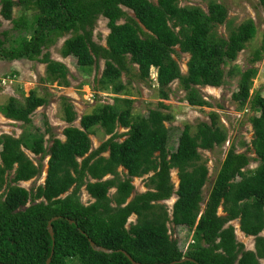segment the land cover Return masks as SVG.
<instances>
[{
  "label": "trees",
  "instance_id": "1",
  "mask_svg": "<svg viewBox=\"0 0 264 264\" xmlns=\"http://www.w3.org/2000/svg\"><path fill=\"white\" fill-rule=\"evenodd\" d=\"M17 2L23 7L19 19L13 17ZM260 4L264 6V0ZM0 15L14 25L0 31V60L45 64L47 77L42 81L70 86L68 66L52 59L49 50L71 35L60 50L62 58H72L84 74L99 68L104 60L103 74L95 79L100 89L112 88L117 94L125 91L121 78L136 65L142 82L156 72L160 99L169 100L171 85L179 80L187 92L186 100L199 107L208 103L198 87L223 85L226 67L257 33L254 21L248 20L227 39L219 37L216 29L227 23L228 9L218 2L210 3L205 12L200 7L181 6L180 0H0ZM101 17L108 20L110 29L106 46L94 41ZM122 20L125 22L120 23ZM13 31L20 36L14 38ZM177 47L191 56L186 75L174 58ZM263 57L264 45L253 51L251 66L241 71L233 94L240 110L248 107L255 157L231 148L207 197L204 188L209 169L201 151L223 146L228 139L216 113L211 115V123L186 124L177 146L169 150L166 124L174 117L162 110L168 109L162 102L158 109L134 119L133 101L116 98L114 104L100 105L84 115L80 127L73 125L77 114L65 103L64 118L70 125L64 130L66 140L54 139L47 148L45 136L32 128L33 114L47 100L34 92L23 102L11 97L3 108L4 116L23 123L26 130L18 138L8 134L0 137V263L46 264L51 258L50 264H132L124 251L142 264H173L184 258L193 261L177 264H261L264 96L261 89L253 94L251 90L258 75L255 65ZM118 128L127 131L119 134ZM97 129L111 137L93 149L90 135ZM24 150L50 157L45 184L36 189L20 186L41 174V168ZM255 161L258 167L249 170ZM120 168L126 171L124 177ZM173 170H178V188ZM150 174V190L132 197L133 180ZM83 188L93 203L82 202ZM173 196L177 200L169 210L165 202ZM132 216L136 222L129 223ZM54 218L53 239L48 224ZM237 220L245 235L256 238L254 250H246L238 241L232 224ZM169 224L188 228L193 241L179 244L172 238ZM89 239L114 252L94 250Z\"/></svg>",
  "mask_w": 264,
  "mask_h": 264
},
{
  "label": "rangeland",
  "instance_id": "2",
  "mask_svg": "<svg viewBox=\"0 0 264 264\" xmlns=\"http://www.w3.org/2000/svg\"><path fill=\"white\" fill-rule=\"evenodd\" d=\"M18 1V0H15ZM157 2V0H150ZM212 2L224 4L228 9V21L226 24L219 26L216 32L219 37L228 38L230 32L236 29L240 24L252 20L257 27V33L253 40L247 45L246 49L242 51L237 60L226 67V77L223 85L220 87H198L199 95L206 100L207 106L199 107L190 104L186 100L187 92L181 86L180 81L177 80L171 85V94L169 100H162L157 90L156 72L153 71L150 80L142 82L137 77L138 66L133 65L130 73L123 74L121 81L127 87L125 91L120 94L115 93L112 88L102 90L99 88L98 83L95 82L96 77L101 78L105 69V61L101 60L99 68L94 67L93 70L84 74L77 66L72 58L64 59L60 50L64 41L71 37V35L58 41L49 51L51 58L65 63L69 70L70 86L64 87L55 83H48L42 81V78L47 77L46 65L40 64L27 59L7 62L0 60V137L3 134L20 137L26 130L23 123L12 121L4 116L3 108L7 105L9 99L14 97L20 102H23L32 92L39 96L44 97L47 102L43 107L37 109L32 116V128L39 130L40 134L45 136V147L50 148L54 139L66 140L64 130L70 125L64 118L65 103L72 105L74 112L77 114V120L73 123L74 126L80 127L81 119L84 115L91 114L97 107L103 104H114L116 98H127L133 101V118L148 115L150 110L158 109L159 104L162 102L168 107L165 112L171 113L174 117L173 121L167 123L170 129V138L168 148L174 150L177 146L181 132L186 124L197 125L199 122L211 123V115L217 114V122L219 126L227 131L228 139L223 146L215 147L211 151H201L202 160L206 162L209 169V181L204 188V195L207 197L212 189L217 174L231 148H235L238 153H247L250 157H255L252 146L254 139V130L249 122L248 107L240 110L236 103L233 101V94L238 90L240 80V73L248 68L250 65L249 59L252 58V53L255 49L264 45V6L260 4V0H201V1H188L180 0L181 6H196L208 12L209 5ZM23 7L18 5L14 9L13 17L19 19L22 16ZM129 15L134 17V13L128 11ZM0 22L2 27L0 31L11 30L14 25L11 21H6L0 15ZM122 20L120 23H124ZM25 35L30 36L28 33ZM110 34L108 27V20L101 17L94 29V41L106 46L107 37ZM13 37H19L18 31L12 32ZM177 53L174 54L182 74L186 75L188 72V63L191 58L189 54L182 53L180 48H176ZM46 52V51H45ZM258 75L253 79L254 91L261 89L264 96V57L262 61L256 65ZM232 72L233 75H229ZM32 128L28 131L34 132ZM50 129V132H46ZM127 130L118 128L117 132L122 134ZM111 136H107L102 130L97 129L94 134L90 135L92 140L93 149L99 148ZM28 157L35 163L36 166L41 168V174L28 182L20 183V186L27 190L36 189L44 185L47 172L49 156H35L28 150H24ZM108 156V154H106ZM259 165L258 162H252L249 170H254ZM119 174L124 177L126 171L123 168L119 169ZM147 175L142 178H135L133 185L135 187L134 197L138 193H144L149 189L147 183ZM109 176L108 178H110ZM172 179L176 187L179 182L178 170L172 171ZM115 192V189L111 191ZM3 193V191H1ZM0 193V195H1ZM81 200L85 205L93 203L95 200L91 198L85 188L80 192ZM176 201V196H173L165 204L172 210L173 204ZM203 208L205 205L202 206ZM220 214H223V208L220 209ZM129 222H136V216H132ZM236 228L237 239L245 245L246 250L255 249L256 238L247 236L240 230V221L237 220L232 223ZM170 233L172 238L178 239L179 244H184L187 240L191 243L192 233L188 228L176 227L169 224ZM264 237V231L260 234ZM188 248L186 244L185 250ZM264 264V260L261 262Z\"/></svg>",
  "mask_w": 264,
  "mask_h": 264
},
{
  "label": "water",
  "instance_id": "3",
  "mask_svg": "<svg viewBox=\"0 0 264 264\" xmlns=\"http://www.w3.org/2000/svg\"><path fill=\"white\" fill-rule=\"evenodd\" d=\"M56 219H57V218H54V219L51 220V221L49 222V224H48V230H49V233H50V235H51V237H52L53 239H54V231H53V227H52V222L55 221ZM71 223H72V222H71ZM129 223H131V222H129ZM89 242H90L92 248H93L94 250H96V251L104 252V253H106V254H111V253L114 252L113 250H109V249H106V248H104V247H98V246H96V244H95L91 239H89ZM122 252L124 253V255L127 256V258L130 260V262H131L132 264H142V263H139V262L135 261V260H134L129 254H127L126 252H124V251H122ZM187 260L193 261V260L190 259V258H184V259H182L180 262H173V264L182 263V262H185V261H187ZM50 262H51V258L48 259V261H47L46 264H50ZM0 264H3V263H0Z\"/></svg>",
  "mask_w": 264,
  "mask_h": 264
},
{
  "label": "clouds",
  "instance_id": "4",
  "mask_svg": "<svg viewBox=\"0 0 264 264\" xmlns=\"http://www.w3.org/2000/svg\"><path fill=\"white\" fill-rule=\"evenodd\" d=\"M178 185H179V182H178V184H177V188H178ZM176 198H177V196H176ZM176 202V201H175ZM174 205V204H173Z\"/></svg>",
  "mask_w": 264,
  "mask_h": 264
},
{
  "label": "crops",
  "instance_id": "5",
  "mask_svg": "<svg viewBox=\"0 0 264 264\" xmlns=\"http://www.w3.org/2000/svg\"><path fill=\"white\" fill-rule=\"evenodd\" d=\"M176 200H177V198H176Z\"/></svg>",
  "mask_w": 264,
  "mask_h": 264
}]
</instances>
